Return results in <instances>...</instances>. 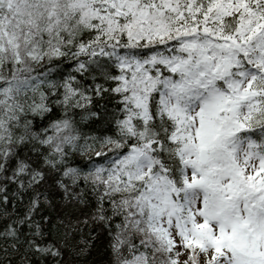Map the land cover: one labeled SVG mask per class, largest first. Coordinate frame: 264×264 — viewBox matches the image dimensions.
<instances>
[{
  "label": "snow or ice",
  "instance_id": "1",
  "mask_svg": "<svg viewBox=\"0 0 264 264\" xmlns=\"http://www.w3.org/2000/svg\"><path fill=\"white\" fill-rule=\"evenodd\" d=\"M0 264H264V0H0Z\"/></svg>",
  "mask_w": 264,
  "mask_h": 264
},
{
  "label": "trees",
  "instance_id": "2",
  "mask_svg": "<svg viewBox=\"0 0 264 264\" xmlns=\"http://www.w3.org/2000/svg\"><path fill=\"white\" fill-rule=\"evenodd\" d=\"M106 242L101 239L96 242V247L92 250L89 260L92 262L99 261L101 259H106V254L104 252Z\"/></svg>",
  "mask_w": 264,
  "mask_h": 264
}]
</instances>
